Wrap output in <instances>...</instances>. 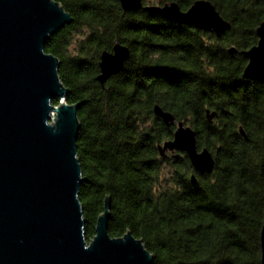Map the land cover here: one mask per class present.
Wrapping results in <instances>:
<instances>
[{
  "label": "trees",
  "instance_id": "obj_1",
  "mask_svg": "<svg viewBox=\"0 0 264 264\" xmlns=\"http://www.w3.org/2000/svg\"><path fill=\"white\" fill-rule=\"evenodd\" d=\"M57 1L73 22L45 50L60 59L67 101L83 102L77 151L87 240L110 196V235L131 230L154 255L152 264H262L264 83L244 77L248 59L240 51L258 42L264 0H210L232 24L220 38L143 9L125 11L119 0ZM157 1L186 10L196 0ZM116 43L131 56L104 88L96 80L100 55ZM231 46L238 51L230 54ZM157 103L195 129L198 147L215 158L212 173L196 172L184 151L161 154L176 127L155 115ZM206 109L218 116L209 121Z\"/></svg>",
  "mask_w": 264,
  "mask_h": 264
},
{
  "label": "water",
  "instance_id": "obj_2",
  "mask_svg": "<svg viewBox=\"0 0 264 264\" xmlns=\"http://www.w3.org/2000/svg\"><path fill=\"white\" fill-rule=\"evenodd\" d=\"M119 2L125 11L143 9L218 38L232 27L210 0H196L186 10L175 1ZM72 22L57 0H0V264H152L154 255L131 230L110 235V196L94 237L86 238L79 198L84 176L77 151L83 102L67 101L60 59L45 50L50 36ZM256 33L257 44L240 51L248 59L243 75L264 83V20ZM228 51L234 54L238 49L231 46ZM130 56V47L122 43L102 51L96 76L102 87L124 69ZM154 113L167 126L177 123L173 138L159 146L161 154L184 151L196 172L212 173L215 158L207 147H198L195 129L158 103ZM206 114L209 121L218 116L211 109ZM239 129L246 137L244 128ZM191 182L198 183L196 173Z\"/></svg>",
  "mask_w": 264,
  "mask_h": 264
},
{
  "label": "rangeland",
  "instance_id": "obj_3",
  "mask_svg": "<svg viewBox=\"0 0 264 264\" xmlns=\"http://www.w3.org/2000/svg\"><path fill=\"white\" fill-rule=\"evenodd\" d=\"M145 2H146V4H158L159 3V1H157V0H147ZM84 31L85 30L77 31V32H75V34H73V37H72L71 43H70V48H69V50L71 52H75L76 51L77 43H78L80 37L83 35ZM185 124H187V123L185 122ZM175 127H177V123L175 124ZM171 170H172V168L169 165H166V167L164 168L165 177H168V178L170 177Z\"/></svg>",
  "mask_w": 264,
  "mask_h": 264
}]
</instances>
